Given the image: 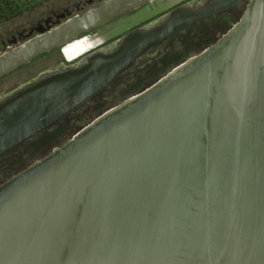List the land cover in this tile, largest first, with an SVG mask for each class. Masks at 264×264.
Listing matches in <instances>:
<instances>
[{"label":"water","instance_id":"obj_1","mask_svg":"<svg viewBox=\"0 0 264 264\" xmlns=\"http://www.w3.org/2000/svg\"><path fill=\"white\" fill-rule=\"evenodd\" d=\"M184 1L106 0L4 52L0 78L105 24L112 39ZM233 1L178 8L17 92L0 107V155ZM0 264H264V0L2 183Z\"/></svg>","mask_w":264,"mask_h":264},{"label":"flooded vegetation","instance_id":"obj_2","mask_svg":"<svg viewBox=\"0 0 264 264\" xmlns=\"http://www.w3.org/2000/svg\"><path fill=\"white\" fill-rule=\"evenodd\" d=\"M89 1L91 4L93 3V0ZM104 1L106 0H98V5L102 4ZM221 1L222 0H186L180 5L165 10L112 39L106 37L109 28H107L105 24L95 29L93 37L91 39L87 38L85 42L81 44V47L85 53L90 49L92 50L88 53L93 51H95L94 53L98 51L110 53L118 48L127 35L134 32L150 31L161 26L174 10L178 8L199 11L208 7H214ZM249 1L250 0H234L232 5L216 11L205 19L198 21L193 28L182 31L173 38L159 43L155 51L147 55L144 54L133 63L126 72L119 75L108 88L92 96L88 102L76 107L51 126L39 131L36 135L30 136L3 152L0 155V185L31 164L50 154L55 148L62 146L74 133L80 130L81 124L84 121L96 118V116L102 112L105 105L110 106L121 102L122 99L125 98V95L149 86L160 78L164 72L170 71L178 63L208 49L242 16ZM76 8L80 10L81 6L76 5ZM139 9L128 11L121 17L132 15ZM70 14L71 11L69 9H64L62 12H56L52 9L50 14L37 21L35 24L30 25L29 28L17 30L16 34L10 33L8 35H3L4 39L0 40V48L4 47V50L0 55L8 50L20 47L25 41L65 22ZM81 14L79 13L78 15ZM121 17L112 19L110 23L117 21ZM81 56H83V54ZM80 57L73 61H67L63 58V61L58 62L56 65L33 76L27 77L22 81L16 82L6 91L0 92V107L6 105L17 92L37 84L48 75L62 73L81 67L86 62V59H80ZM27 64L18 67L14 71L21 69ZM46 139L51 140L47 141ZM42 141H47V143L39 149H36V146Z\"/></svg>","mask_w":264,"mask_h":264},{"label":"rangeland","instance_id":"obj_3","mask_svg":"<svg viewBox=\"0 0 264 264\" xmlns=\"http://www.w3.org/2000/svg\"><path fill=\"white\" fill-rule=\"evenodd\" d=\"M88 1L89 0H14L13 4L15 9L13 13L8 12V7L4 10H0V40L4 39L3 35H8L10 33L16 34L17 30L29 28L30 25L35 24L37 21L50 14L52 9L56 12L69 9L71 11L69 17H72L79 13H83L90 7L98 5L99 3L98 0H93L92 4ZM1 5L2 8L8 6L6 4ZM76 5H80L81 9L77 10ZM94 34L95 30L87 34H82L64 46L46 53L23 66L21 69L2 77L0 79V92L6 91L16 82L22 81L27 77L33 76L56 65L58 62L63 61V58L67 61H73L82 54L85 55L92 49L85 53L81 44L85 42L87 38L91 39ZM3 50L4 47H1L0 53H2Z\"/></svg>","mask_w":264,"mask_h":264},{"label":"trees","instance_id":"obj_4","mask_svg":"<svg viewBox=\"0 0 264 264\" xmlns=\"http://www.w3.org/2000/svg\"><path fill=\"white\" fill-rule=\"evenodd\" d=\"M13 3H14V0H0V10H4L8 7V12L13 13L15 9V6ZM1 4H6L8 6H5L4 8H2Z\"/></svg>","mask_w":264,"mask_h":264}]
</instances>
